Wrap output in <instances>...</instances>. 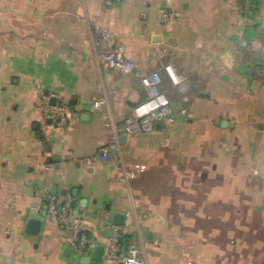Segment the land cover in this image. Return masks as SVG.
Masks as SVG:
<instances>
[{
    "label": "crops",
    "instance_id": "0c3cea01",
    "mask_svg": "<svg viewBox=\"0 0 264 264\" xmlns=\"http://www.w3.org/2000/svg\"><path fill=\"white\" fill-rule=\"evenodd\" d=\"M96 27L133 71L98 61ZM164 64L190 83L184 104L160 72L186 116L118 132L146 97L138 77ZM45 95L68 105L64 128ZM49 197L70 202L88 253L49 220ZM124 246L145 264H264V0H0V264H122Z\"/></svg>",
    "mask_w": 264,
    "mask_h": 264
},
{
    "label": "built area",
    "instance_id": "2783aa9c",
    "mask_svg": "<svg viewBox=\"0 0 264 264\" xmlns=\"http://www.w3.org/2000/svg\"><path fill=\"white\" fill-rule=\"evenodd\" d=\"M169 20L170 15L161 10L159 21L167 23ZM94 31L96 35L95 44H104L102 50L97 53L98 61L117 72L128 73L133 71L135 67L133 62L126 58L124 47L115 43L114 35L109 30L100 27H96ZM161 70L181 97V101L184 104L188 102L189 81L179 74L171 64H164L160 70L150 71L138 77V84L146 92V97L132 107L130 115L125 118L122 126L118 128V132L127 135L150 134L155 130L156 124H173L177 118L186 116L187 109L184 106L177 113L174 112L166 93L161 89ZM51 97V95L42 97L40 109L54 127L62 129L69 122V107L61 100L50 105ZM105 102V98L100 96L92 101V108L96 111L100 110ZM134 176L132 171L126 174L127 179H132ZM46 213L49 220L56 223H67L70 229L78 234L76 249L79 254H85L91 250L95 240L89 236L83 221L72 215L69 201L57 202L53 197H49ZM104 255L107 261H114L121 257L120 244L116 239L108 241ZM122 264H145V261L136 248H129L122 257Z\"/></svg>",
    "mask_w": 264,
    "mask_h": 264
},
{
    "label": "water",
    "instance_id": "95a60500",
    "mask_svg": "<svg viewBox=\"0 0 264 264\" xmlns=\"http://www.w3.org/2000/svg\"><path fill=\"white\" fill-rule=\"evenodd\" d=\"M225 124H226L225 122H221V126H225ZM124 140H125V136H119V142H120V144H122V143L124 142ZM75 213L77 214L78 212L75 211ZM32 223H36V224H38L39 221L36 220V219H34V218H32V219L29 220L28 225H30V224H32ZM108 237H109V238H118V239H122V235H121V234H118V233H114L113 230H109V231H108ZM123 241H124V240H123ZM123 249L126 251V250H127V246H124ZM82 260H85V261H86L87 258H83ZM97 261H99L98 258H97Z\"/></svg>",
    "mask_w": 264,
    "mask_h": 264
},
{
    "label": "trees",
    "instance_id": "16d2710c",
    "mask_svg": "<svg viewBox=\"0 0 264 264\" xmlns=\"http://www.w3.org/2000/svg\"><path fill=\"white\" fill-rule=\"evenodd\" d=\"M90 236V235H89Z\"/></svg>",
    "mask_w": 264,
    "mask_h": 264
}]
</instances>
